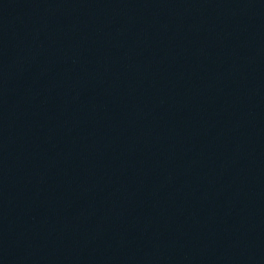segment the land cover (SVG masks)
Here are the masks:
<instances>
[{
    "label": "water",
    "instance_id": "obj_1",
    "mask_svg": "<svg viewBox=\"0 0 264 264\" xmlns=\"http://www.w3.org/2000/svg\"><path fill=\"white\" fill-rule=\"evenodd\" d=\"M0 264H264V0H0Z\"/></svg>",
    "mask_w": 264,
    "mask_h": 264
}]
</instances>
